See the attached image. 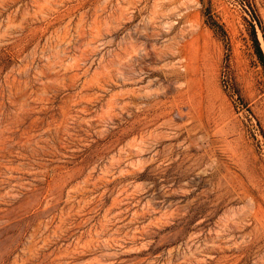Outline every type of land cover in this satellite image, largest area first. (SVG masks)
<instances>
[{
  "label": "rangeland",
  "instance_id": "374dc122",
  "mask_svg": "<svg viewBox=\"0 0 264 264\" xmlns=\"http://www.w3.org/2000/svg\"><path fill=\"white\" fill-rule=\"evenodd\" d=\"M0 264H264V0H0Z\"/></svg>",
  "mask_w": 264,
  "mask_h": 264
},
{
  "label": "trees",
  "instance_id": "16d2710c",
  "mask_svg": "<svg viewBox=\"0 0 264 264\" xmlns=\"http://www.w3.org/2000/svg\"><path fill=\"white\" fill-rule=\"evenodd\" d=\"M260 56H261V57H263V56H262V52H261V51H260ZM262 59H263V58H262Z\"/></svg>",
  "mask_w": 264,
  "mask_h": 264
}]
</instances>
